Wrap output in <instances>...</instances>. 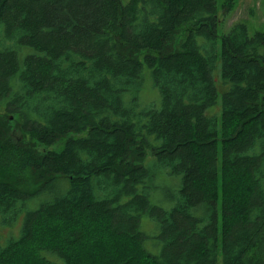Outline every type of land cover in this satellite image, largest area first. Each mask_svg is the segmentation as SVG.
<instances>
[{
    "label": "trees",
    "instance_id": "16d2710c",
    "mask_svg": "<svg viewBox=\"0 0 264 264\" xmlns=\"http://www.w3.org/2000/svg\"><path fill=\"white\" fill-rule=\"evenodd\" d=\"M219 24L218 0H0V222L21 229L0 264H264V30Z\"/></svg>",
    "mask_w": 264,
    "mask_h": 264
},
{
    "label": "rangeland",
    "instance_id": "374dc122",
    "mask_svg": "<svg viewBox=\"0 0 264 264\" xmlns=\"http://www.w3.org/2000/svg\"><path fill=\"white\" fill-rule=\"evenodd\" d=\"M129 0H123L124 3ZM228 7V8H227ZM218 17L220 20V35L229 32L238 22H244L248 26L249 33L255 34L257 31L264 30V0H218ZM161 95L159 90L154 86L153 80L148 68L145 69V82L141 92L142 105L160 104ZM3 110L0 109V112ZM63 140L55 146L49 148H57L61 146ZM43 147V146H42ZM160 179L159 190L155 189L151 194L153 202H160L167 207H171L173 201L168 199V193H174L180 186V175L171 174L169 169H163ZM22 223V221H21ZM157 222L151 215L146 213L142 219V229L147 231L151 236L157 232ZM20 222L15 227L2 224L0 222V242L6 243L11 237L20 233ZM151 239L147 240L150 241ZM152 248L150 243L147 244Z\"/></svg>",
    "mask_w": 264,
    "mask_h": 264
}]
</instances>
